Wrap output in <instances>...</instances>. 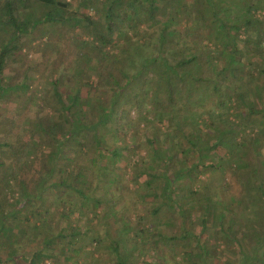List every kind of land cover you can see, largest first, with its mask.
I'll use <instances>...</instances> for the list:
<instances>
[{
  "label": "trees",
  "instance_id": "16d2710c",
  "mask_svg": "<svg viewBox=\"0 0 264 264\" xmlns=\"http://www.w3.org/2000/svg\"><path fill=\"white\" fill-rule=\"evenodd\" d=\"M2 106L0 263L264 264V0H0Z\"/></svg>",
  "mask_w": 264,
  "mask_h": 264
},
{
  "label": "rangeland",
  "instance_id": "374dc122",
  "mask_svg": "<svg viewBox=\"0 0 264 264\" xmlns=\"http://www.w3.org/2000/svg\"><path fill=\"white\" fill-rule=\"evenodd\" d=\"M258 15L260 18V14H258ZM37 37H38V35H33L30 37V39H34ZM241 39H242V36H241ZM48 40L49 39L46 36L45 41H48ZM34 41H36V40H34ZM242 41L244 42V40H242ZM248 60L254 61V58L246 59L245 61L247 62ZM253 63L255 64V63H257V61H254ZM9 73H10V71L8 70V68L5 69L4 75L6 76ZM37 76L38 75L35 73H32V72L29 73L30 79L28 81H30V84L33 85V89L39 90L42 88L43 85H47L48 80L46 81V78H44L42 80L38 79ZM32 77H35L34 80ZM31 80H33V81H31ZM4 106H9V105H4ZM4 106H2V108L0 110V121L4 118L5 115L11 114V107L6 108L5 111H3ZM5 124L7 125L8 122L6 121ZM0 130H2V129L0 128ZM19 134H22V136L20 137L21 140H23V141H24V139L26 140L25 137H27V134L22 133L20 129H19ZM259 152L263 153V158H264V151L261 150ZM237 164L240 165V163H237ZM149 199H147V201ZM173 221L174 220H172V222H171L172 225L170 224L171 226H167L165 228V233L168 236L171 235V233H172L171 231L174 229L173 226L175 227V225L177 224L176 222H173ZM262 224H264V221L262 222ZM62 225L63 224L60 223V226H62ZM56 227H57V225L55 226V229H56ZM98 228L103 229L101 227V224H100V227L98 226ZM22 244H24V243H22ZM155 247H157L156 248L157 257L162 259L161 260L162 264H165V263L176 264V262L180 259L181 253L185 250V248H183V243H178L177 245H172V243L169 241L168 242L165 241V243H163V240L158 241V244H156ZM223 247H224L223 244H221L220 249H223V255H226V256H234L235 255L233 249H225ZM20 248H21L20 251H22L23 246L21 245ZM86 250L92 251L90 247H88V249H86ZM93 252H95L93 257L98 260V262L94 263V264H116L113 259H110L111 251L109 249L107 241H104L103 244L101 246H98L96 250L93 249ZM1 254H2V256L0 257V259L3 261L5 259L4 257L6 255L4 253H1ZM69 256H71L72 258H69V259L66 258V260H64V258L62 256L58 255V257L54 259L55 260L54 262L52 260L47 259L40 264H79V263H75V260L77 257L73 253L70 254ZM132 258H133V261H129L127 264H142V262L144 260H147V261L153 260L151 257L150 258L148 257L146 252H143L141 254V256H139L138 252H137L136 254H134V257H132ZM158 258H156V259H158ZM163 260L165 261V263L163 262ZM156 262H157V260H156ZM0 264H6V263L4 262V263H0ZM82 264H90V263H88L87 261H84ZM213 264H215V262Z\"/></svg>",
  "mask_w": 264,
  "mask_h": 264
}]
</instances>
